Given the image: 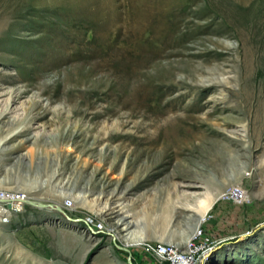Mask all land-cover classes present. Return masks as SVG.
Returning <instances> with one entry per match:
<instances>
[{
    "label": "rangeland",
    "instance_id": "374dc122",
    "mask_svg": "<svg viewBox=\"0 0 264 264\" xmlns=\"http://www.w3.org/2000/svg\"><path fill=\"white\" fill-rule=\"evenodd\" d=\"M26 1L0 0V191L74 221L23 202L0 264H264V0Z\"/></svg>",
    "mask_w": 264,
    "mask_h": 264
},
{
    "label": "built area",
    "instance_id": "2783aa9c",
    "mask_svg": "<svg viewBox=\"0 0 264 264\" xmlns=\"http://www.w3.org/2000/svg\"><path fill=\"white\" fill-rule=\"evenodd\" d=\"M8 197L22 198L15 194L7 191H0V199H5L6 201H0V225L7 224L13 214L19 212L22 209L23 202L20 201H9ZM99 228V227H97ZM189 247H185L183 250H179L173 245L166 243H157L155 245H146L144 250L147 254L152 255L159 262L167 264H182L187 262L188 264H195V260L192 256L193 244L188 242Z\"/></svg>",
    "mask_w": 264,
    "mask_h": 264
},
{
    "label": "bare ground",
    "instance_id": "6f19581e",
    "mask_svg": "<svg viewBox=\"0 0 264 264\" xmlns=\"http://www.w3.org/2000/svg\"><path fill=\"white\" fill-rule=\"evenodd\" d=\"M4 1H9L8 3H11L12 5H14L15 4V6L17 7V9L18 10H22L23 8H25L27 5H28V1H26V0H4ZM15 7V8H16ZM8 200L9 201H14V200H16V201H20V202H26V203H28V204H30V205H32V206H35V207H39V208H42V209H48V210H50V209H54V207H59L61 210H62V212L63 213H60L62 216H64L65 218H67V220L68 221H74V220H70L69 219V217L66 215V213H65V210L64 209H66V208H69V206L71 205V203L69 204H64V205H60V204H52V206L49 208V207H47V206H37L36 205V201H30V200H24L23 198H15V197H11V198H9L8 197ZM0 201H6L5 199H0ZM68 205V206H67ZM75 221H77V220H75ZM122 225H124V223H121L119 226H122ZM125 229H122V231H124ZM126 243L127 244H129L130 242H133L134 241V237H133V235H127V237H126ZM126 244V245H127ZM124 247V246H123ZM186 246H183V247H181V248H185ZM182 264H188V261L187 262H183Z\"/></svg>",
    "mask_w": 264,
    "mask_h": 264
},
{
    "label": "water",
    "instance_id": "95a60500",
    "mask_svg": "<svg viewBox=\"0 0 264 264\" xmlns=\"http://www.w3.org/2000/svg\"><path fill=\"white\" fill-rule=\"evenodd\" d=\"M36 205L37 206H47V207H51L52 204H44V203H40V202H37L36 201ZM50 210H53V211H56L58 212L59 214L60 213H63L62 210L59 208V207H54V209H50ZM67 219V218H66ZM116 246V245H115ZM119 250L123 251L124 253H126L127 257L129 258L130 257V251L126 248V247H121V246H116Z\"/></svg>",
    "mask_w": 264,
    "mask_h": 264
}]
</instances>
